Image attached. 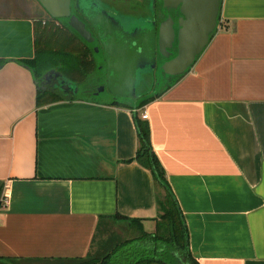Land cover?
<instances>
[{
	"label": "crops",
	"instance_id": "obj_1",
	"mask_svg": "<svg viewBox=\"0 0 264 264\" xmlns=\"http://www.w3.org/2000/svg\"><path fill=\"white\" fill-rule=\"evenodd\" d=\"M27 12L25 0H0V264L100 257L102 230L132 229L117 216L147 233L159 217L153 175L135 160V111L45 88L59 73L20 62L35 57ZM38 91L67 99L38 106ZM144 113L193 257L264 264V0H222L209 46Z\"/></svg>",
	"mask_w": 264,
	"mask_h": 264
},
{
	"label": "trees",
	"instance_id": "obj_2",
	"mask_svg": "<svg viewBox=\"0 0 264 264\" xmlns=\"http://www.w3.org/2000/svg\"><path fill=\"white\" fill-rule=\"evenodd\" d=\"M161 8L162 12L156 19L158 24L165 21L170 12H174L175 17H180L181 15L179 11L163 9L162 2ZM148 15L143 17L148 18ZM150 16L151 18L153 17L151 14ZM34 25L35 57L32 60L20 62L24 66L32 68L37 76L57 71L62 76V79L81 87V84L97 73L101 63L96 58L94 44H89L81 38L69 26V19H54L49 16L47 20H36ZM149 76L152 78L151 73L147 72L142 75L139 90H142L144 85L153 82V79L146 82ZM180 77L177 76L158 95L144 98L145 96L141 92L138 94L140 98L136 101L131 98H119L112 99L109 103L113 106H121L135 111L134 121L139 137V149L135 160L151 171L157 187L159 217L156 221L155 232L147 233L144 230L143 223L139 220L117 216V218L128 221L130 227L136 231L138 236L120 246H116V249L111 254L104 257L75 259L69 264H199L190 250L189 231L179 202L167 179L165 169L154 152L150 125L141 119L138 114L140 109L160 98L176 84ZM65 99L67 98L59 94L53 95L48 92L42 93L38 91L37 105L44 106ZM70 100L98 102L94 98L85 99L79 96L70 98ZM4 189L5 184L0 182V208L4 202Z\"/></svg>",
	"mask_w": 264,
	"mask_h": 264
},
{
	"label": "water",
	"instance_id": "obj_3",
	"mask_svg": "<svg viewBox=\"0 0 264 264\" xmlns=\"http://www.w3.org/2000/svg\"><path fill=\"white\" fill-rule=\"evenodd\" d=\"M37 1L50 17L69 19V26L87 43L94 44L96 37L74 10L90 23L103 47L108 92L135 101L140 98L137 90L142 75L156 69L158 51L169 59L177 43V56L162 66L167 75L181 76L195 65L219 28L222 4V0H160L163 9L181 15L177 21L168 15L158 24L155 17L142 22L119 17L117 12L105 10L98 0ZM95 51L99 53L100 48ZM63 80L64 89L76 95L78 85Z\"/></svg>",
	"mask_w": 264,
	"mask_h": 264
},
{
	"label": "flooded vegetation",
	"instance_id": "obj_4",
	"mask_svg": "<svg viewBox=\"0 0 264 264\" xmlns=\"http://www.w3.org/2000/svg\"><path fill=\"white\" fill-rule=\"evenodd\" d=\"M98 1L102 4V6L105 10H108V11L114 10L123 16H130L131 13H134L133 16H135V14L136 15L137 14L138 15L143 14V15H141V17H143V16H146L149 14L147 17L150 18L151 17L150 14H151V15H153V17H155V19H158L159 14H161V12H162L161 11L162 9L159 8L160 7V3H159L160 0H135V2H133L132 0H123L122 2H120L118 4L116 3L115 0H98ZM144 4H146V6H148L149 12L143 6ZM73 10H74V8H73ZM73 13L77 14L79 16V18L86 23L87 28L91 32H93V35L96 37V42L94 43V46H95L94 48H96V47L100 48V52L98 53V55H101V52L103 53L102 54L103 57H102V59H100L101 65L99 66V70L104 69L102 72L104 77H100V79H102L106 82V88L103 92H107L108 91V89H107V66L105 63L103 47L100 43V40L97 37V34L95 33V30L90 25V23L81 14L77 13L76 10ZM167 14H169V13H167ZM174 14H175L174 12H170V15L174 16L175 21H177L178 17H175ZM175 29L177 32L178 31L177 25L175 26ZM170 52L172 53V55L169 59H167V58L163 57L158 51L156 69L152 72H147V73H151V75H152V78H151V76H149L147 78V80L149 81V80L153 79V82L156 86H160L163 84L164 87H166L176 78L175 76H170V75L165 74L162 70V66L165 62H167V61H169V60H171L177 56V54H178L177 43H175V47ZM57 75L58 74L55 73V74L47 76L45 78L47 80V82H46L47 84L45 83L44 87L46 88L49 86L50 88H60L61 89L60 93H64L65 95L67 94L68 97L79 96V95L81 96L82 95V96H86V97H90V98L95 99L102 92V91L100 92L99 90H95L94 88H91L88 86L87 88L82 87V89H81V87H79L76 95L71 93L72 90L69 91V93H68L66 90H64L65 81L62 80V78H58ZM148 81H146V82H148ZM119 98L127 99L124 97H115L112 95V99H119Z\"/></svg>",
	"mask_w": 264,
	"mask_h": 264
},
{
	"label": "rangeland",
	"instance_id": "obj_5",
	"mask_svg": "<svg viewBox=\"0 0 264 264\" xmlns=\"http://www.w3.org/2000/svg\"><path fill=\"white\" fill-rule=\"evenodd\" d=\"M24 1V0H22ZM116 3H120L123 0H115ZM133 2H135V0H132ZM26 5L28 6V12L29 14H34L36 15V19H42V20H47L49 18L48 13L42 8V6L38 3L37 0H25ZM160 3V7L161 8V2ZM149 12V8L148 6H146V4L143 5ZM162 9V8H161ZM110 11H114V10H110ZM116 12V11H115ZM146 12V11H145ZM119 17L125 18V19H135L137 21H144L146 19L149 18H145V17H141V15L143 14H135L131 13L130 16H123L120 15L119 13L117 14ZM151 18V17H150ZM96 58H98V61L100 63V59H102V55L98 56V53H96ZM104 70V69H103ZM103 70H98L97 73L91 77H89V79L81 84V89L83 88H87L88 86L91 88H94L95 90H99L100 92L102 91V88H106V82L102 79H100V77H104L103 76ZM148 81V80H147ZM139 88V87H138ZM165 89L164 85H160V86H156L153 82L150 84H146L143 86L142 90H137L138 94H140L141 92H143V96H145L144 98H147L149 96H155L160 94L163 90ZM80 98H90V97H86V96H80ZM98 102H102V103H110L112 101V95L107 91V92H101L100 95L95 98ZM125 224H109L107 226V230H102L101 233H99V235L97 236V241H96V246L101 245L102 246V253L99 255L100 257H104L108 254H111L112 251L114 249H116V246H120L124 243H126L127 241H129L130 239L138 236L136 231L127 228V226H124ZM151 231H154V229H150Z\"/></svg>",
	"mask_w": 264,
	"mask_h": 264
},
{
	"label": "built area",
	"instance_id": "obj_6",
	"mask_svg": "<svg viewBox=\"0 0 264 264\" xmlns=\"http://www.w3.org/2000/svg\"><path fill=\"white\" fill-rule=\"evenodd\" d=\"M148 118H149V116H148L147 113H144V114L142 115V119H143V120H148ZM6 204H7V200H4V205H6Z\"/></svg>",
	"mask_w": 264,
	"mask_h": 264
}]
</instances>
